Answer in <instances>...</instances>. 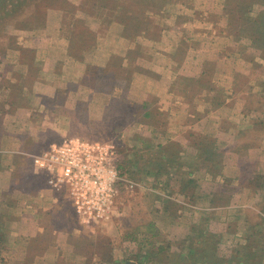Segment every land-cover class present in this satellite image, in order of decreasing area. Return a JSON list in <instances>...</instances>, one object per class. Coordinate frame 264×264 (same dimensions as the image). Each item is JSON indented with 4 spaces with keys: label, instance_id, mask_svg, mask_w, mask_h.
Instances as JSON below:
<instances>
[{
    "label": "rangeland",
    "instance_id": "374dc122",
    "mask_svg": "<svg viewBox=\"0 0 264 264\" xmlns=\"http://www.w3.org/2000/svg\"><path fill=\"white\" fill-rule=\"evenodd\" d=\"M40 90L50 117L76 106L63 138L117 153L112 217L79 223L124 250L87 264H264V0H0V116ZM30 165L0 200V264L56 256L2 234L33 213Z\"/></svg>",
    "mask_w": 264,
    "mask_h": 264
},
{
    "label": "crops",
    "instance_id": "0c3cea01",
    "mask_svg": "<svg viewBox=\"0 0 264 264\" xmlns=\"http://www.w3.org/2000/svg\"><path fill=\"white\" fill-rule=\"evenodd\" d=\"M78 69L84 72L88 68L83 66L79 68L78 64H74L65 72L70 76L84 75L83 72H77ZM35 82L37 87H45L44 89L52 91L54 98L58 97V93L63 87L62 84L58 83V86L56 83L44 84L47 81ZM41 91L36 93L37 104L22 103L21 99L20 102L9 100L5 104V113L2 114V117L0 116V200H13L8 196L6 197V193L13 189L14 174L26 173L23 166V162L26 161L31 162L30 169L34 176L35 188L33 192H28V190L26 192L21 186L18 187V190H23L21 191L22 195L32 193L33 200H36L30 204L27 198L19 197L18 205L22 208L32 205L33 213L16 214L15 227L3 226L2 234L15 237L14 243L17 242V244L21 240L24 241V248L16 247V251L19 253L56 254L50 264H59L61 260L67 258L65 256L67 254H70L66 259L68 264H77L74 258L76 261L78 259V264H87L90 255H103L105 257L108 254L106 258L109 256L113 258L124 248L119 247L120 245L114 246V236H112V240L99 239L102 238L103 232L95 229L98 226L95 225L96 227L88 229V226L80 224L75 214V204L72 197L64 193L63 189L53 186L45 172L34 162L37 153H42L55 143L54 141L48 142V139L56 138L55 141L58 142L69 134V130H60L56 125L58 122H63V118L67 119L69 116L67 113L72 119L73 110L71 109L76 108L73 103H66L64 108L67 111L66 114L62 113V109H57L58 111L54 110L50 117L47 106L43 104L45 96ZM1 93L3 92H0V97H2ZM18 110H21L20 113L22 112L19 122L15 118V112L18 113ZM50 132L53 134L51 138L47 136ZM57 137H59L58 140ZM28 141L35 143V148H32L33 152L26 150ZM22 180L23 178H17L16 186L20 185ZM7 204L5 203L4 206ZM64 211H69V214ZM93 237L96 240L94 244H91L92 241L89 239H93Z\"/></svg>",
    "mask_w": 264,
    "mask_h": 264
},
{
    "label": "built area",
    "instance_id": "2783aa9c",
    "mask_svg": "<svg viewBox=\"0 0 264 264\" xmlns=\"http://www.w3.org/2000/svg\"><path fill=\"white\" fill-rule=\"evenodd\" d=\"M113 145L65 137L34 157L49 182L67 190L80 222L94 224L112 217L121 180Z\"/></svg>",
    "mask_w": 264,
    "mask_h": 264
},
{
    "label": "bare ground",
    "instance_id": "6f19581e",
    "mask_svg": "<svg viewBox=\"0 0 264 264\" xmlns=\"http://www.w3.org/2000/svg\"><path fill=\"white\" fill-rule=\"evenodd\" d=\"M102 141V140H101ZM105 141V140H104ZM38 154V153H37Z\"/></svg>",
    "mask_w": 264,
    "mask_h": 264
}]
</instances>
